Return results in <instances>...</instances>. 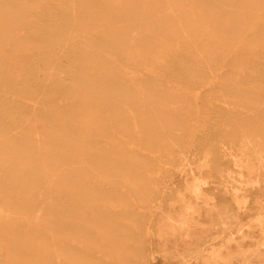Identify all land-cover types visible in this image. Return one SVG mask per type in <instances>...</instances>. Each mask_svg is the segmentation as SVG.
<instances>
[{
	"label": "rangeland",
	"instance_id": "1",
	"mask_svg": "<svg viewBox=\"0 0 264 264\" xmlns=\"http://www.w3.org/2000/svg\"><path fill=\"white\" fill-rule=\"evenodd\" d=\"M0 264H264V0H0Z\"/></svg>",
	"mask_w": 264,
	"mask_h": 264
},
{
	"label": "bare ground",
	"instance_id": "2",
	"mask_svg": "<svg viewBox=\"0 0 264 264\" xmlns=\"http://www.w3.org/2000/svg\"><path fill=\"white\" fill-rule=\"evenodd\" d=\"M23 31V30H22ZM8 47V46H7Z\"/></svg>",
	"mask_w": 264,
	"mask_h": 264
}]
</instances>
